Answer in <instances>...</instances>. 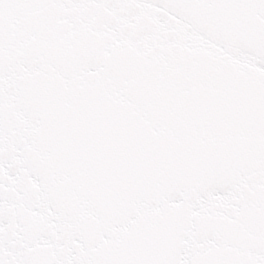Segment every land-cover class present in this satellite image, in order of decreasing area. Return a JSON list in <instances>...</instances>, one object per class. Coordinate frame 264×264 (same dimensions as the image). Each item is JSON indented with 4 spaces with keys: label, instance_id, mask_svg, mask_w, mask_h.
Returning <instances> with one entry per match:
<instances>
[{
    "label": "snow or ice",
    "instance_id": "snow-or-ice-1",
    "mask_svg": "<svg viewBox=\"0 0 264 264\" xmlns=\"http://www.w3.org/2000/svg\"><path fill=\"white\" fill-rule=\"evenodd\" d=\"M0 264H264V0H0Z\"/></svg>",
    "mask_w": 264,
    "mask_h": 264
}]
</instances>
